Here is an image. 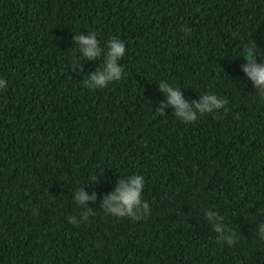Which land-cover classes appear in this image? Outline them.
Masks as SVG:
<instances>
[{
	"label": "trees",
	"instance_id": "obj_1",
	"mask_svg": "<svg viewBox=\"0 0 264 264\" xmlns=\"http://www.w3.org/2000/svg\"><path fill=\"white\" fill-rule=\"evenodd\" d=\"M92 31L96 60L73 39ZM113 37L126 47L121 79L84 87ZM252 45L264 64V0H0V264H264ZM161 81L197 121L158 113ZM209 93L227 103L200 116ZM134 174L143 217L105 213ZM81 189L97 199L81 205Z\"/></svg>",
	"mask_w": 264,
	"mask_h": 264
},
{
	"label": "clouds",
	"instance_id": "obj_2",
	"mask_svg": "<svg viewBox=\"0 0 264 264\" xmlns=\"http://www.w3.org/2000/svg\"><path fill=\"white\" fill-rule=\"evenodd\" d=\"M187 31L190 33V30ZM96 35L97 33L92 31L87 36L79 34L73 37L79 45V52L82 51L83 56L91 60H96L102 56V49L98 46ZM107 44L108 52L106 67H104L103 64L96 72L91 74L90 81L93 83H89V80L85 79L84 87L91 89L104 88L107 87L109 83L121 79V74L124 72V69L119 64V61L125 54V43L122 40L113 37L107 41ZM256 52L257 49L255 45L248 47L247 51L244 53L247 63L243 70L247 74V77L254 82V86L260 89L259 96L264 98V64L256 62ZM6 84V80L0 79V89L5 88ZM160 91L166 93L167 101L166 103L162 102L161 109L158 110V113L163 115V108L172 106L175 109L174 115L183 118L185 123L195 122L199 119V116L193 111L192 105L183 98V94L179 88L170 86V84L161 81ZM226 103V100L211 93L204 95L199 102H194L195 109L199 111L201 114L200 116L205 113H213L217 109H222ZM144 187V177L138 174L131 175L127 182H125L124 179H121L118 181V187H116L115 192L103 202L102 208L105 213H110L112 216L140 219L143 216L139 214L138 209L141 208ZM75 199L81 205H84L86 201H94L97 197L95 193L92 196H89L81 189L76 193ZM148 208L149 204L144 202L142 209L147 210ZM91 214L92 211L89 209L85 215L89 217ZM212 215V213H209L208 218L211 219ZM69 222L77 224L76 220L72 218H69ZM215 231L221 232L222 226L216 225ZM259 237L261 240H264V224H262L259 229ZM227 242L228 245H233L235 240L233 238H227Z\"/></svg>",
	"mask_w": 264,
	"mask_h": 264
}]
</instances>
